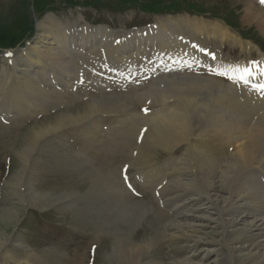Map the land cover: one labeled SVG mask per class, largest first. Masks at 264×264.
Here are the masks:
<instances>
[{
  "label": "rangeland",
  "instance_id": "obj_1",
  "mask_svg": "<svg viewBox=\"0 0 264 264\" xmlns=\"http://www.w3.org/2000/svg\"><path fill=\"white\" fill-rule=\"evenodd\" d=\"M256 2L0 0V72L11 69L10 58H4L3 54L7 51L16 54L26 48L41 31L37 29L38 23L46 21L45 18L49 16H54L63 25H74L76 22L77 29L90 25L125 33L174 19L217 23L229 31L231 38L250 44L252 50L242 51L238 45L230 42L222 46L217 41H204L203 44L213 49L225 63L235 65L244 60L257 62L259 55L264 56V33L254 23L243 22L242 18L249 3L264 12V3L261 0ZM152 6L163 9L175 6L182 10L180 14L169 16L139 11H147ZM188 11L194 15L186 14ZM117 38L123 36L119 34ZM149 56L147 61L140 57L134 58L132 63L126 58H120L122 61L119 62L120 59L115 60L110 55L105 60L96 58L89 66L80 68V80L75 81L72 87L60 92L38 93V110H35V114L27 113L23 118L14 119L0 116V264H4L1 261L5 256H12L18 262L27 261L28 264H113L110 254L116 241L122 248L126 243L133 242L134 249L142 251L141 264L185 263L187 258L196 262L197 254L211 247L207 244L212 237L222 239L210 230L199 234L190 228H184V232L172 228L181 214L187 215L194 210V207H188L187 211L182 208L181 212L174 214L168 206L161 205L160 199L162 201L164 196H185L183 187H177L173 166L164 167L161 176L151 175L149 180L137 174L138 168L148 171L150 167L144 166L158 167L183 154V149L177 151L174 157L173 154L169 156L157 150L152 158L149 157L150 165H139L136 159L144 133L154 118L153 112L161 111L156 106L159 104L154 105L153 97L159 95L160 87H165L170 79L186 74L180 66L166 64L160 56ZM195 71L196 76L211 75L203 67H196ZM212 76L223 80L225 84L229 83L225 77L213 73ZM233 87L236 88L235 85ZM90 98H101V101L113 108L114 113H99L87 119L89 123L85 120L77 126L47 134L38 142V152L28 157L23 169L24 164L17 151L31 132L39 131L63 112L75 114L87 110ZM139 119L146 125L141 124L142 131L118 130L125 127V122L131 124L137 121L135 124L139 127ZM91 120L100 124L98 129L94 128ZM224 148L231 150L229 146ZM20 172H23L21 177ZM28 177L35 194L55 196L66 193L68 196L47 209L38 208L30 200L33 193L29 191ZM257 177L263 182L261 176ZM164 186L168 188L161 191ZM186 193L189 195L188 191ZM3 211H14L18 216L17 222L1 220ZM14 238L21 239L22 247L30 249L35 257L28 256L20 247H14Z\"/></svg>",
  "mask_w": 264,
  "mask_h": 264
},
{
  "label": "bare ground",
  "instance_id": "obj_2",
  "mask_svg": "<svg viewBox=\"0 0 264 264\" xmlns=\"http://www.w3.org/2000/svg\"><path fill=\"white\" fill-rule=\"evenodd\" d=\"M255 6L250 3L246 6L243 22L254 23L264 33V12ZM45 20L38 23L37 29L41 31L32 43L16 51V54L8 51L4 56L10 58L11 69L0 72V116L14 119L27 113L35 114L38 93L60 92L72 87L78 80L80 68L89 66L96 58L105 60L110 55L115 60L126 58L132 63L140 57L147 61L149 55L155 54L168 65L180 66L186 74L170 79L165 87H160L159 95L155 94L152 99L154 105L159 104L156 106L161 111L153 112L154 120H150L144 133L136 159L139 165H150L149 157L152 158L157 150L174 157L177 151L183 149V154L158 167L144 166L150 167L148 171L138 168L137 174L149 180L151 175L161 176L164 167L173 166L177 187H183L182 190L188 191L189 195L185 192V196H181L183 199L163 195L161 205L168 206L174 214L182 208L194 207V210L187 215L181 214L172 228L181 232L190 228L199 234L210 230L222 238L217 240L212 237L206 243L211 247L197 254L196 262L187 258L185 263L176 264H264V180L261 182L262 179L260 181L257 177L259 175L264 179V97L250 86L263 83L264 75L254 72V78H249V86L232 81L226 85L223 80L212 78L210 69L224 71L234 67H251L253 62L244 60L235 65L227 64L203 42L217 41L221 46L230 42L242 51L252 50L251 45L231 38L229 31L217 23L207 24L190 19L169 20L136 30L131 35L123 34V38H117L119 33L107 28L84 25L77 29L76 22L74 25H63L54 16ZM145 37L147 40H141ZM259 56L256 64L264 68V56ZM185 61L192 65L191 68L185 66ZM196 67H203L211 75L196 76ZM89 101L87 110L75 114L63 112L39 131L31 132L17 151L24 164L23 169L28 157L38 150V142L47 134L82 124L99 113H114L113 108L101 98H90ZM140 120L139 127L135 124L137 121L130 125L125 122V127L118 130L142 131L141 126L146 125ZM120 124L123 126L121 121ZM92 125L98 129L100 124L93 121ZM224 146L231 147V150H226ZM22 174L20 172L19 176ZM182 176L185 178L182 179ZM27 181L29 191L33 193L31 203L38 208L47 209L68 196L66 193L55 196L35 194L30 177ZM167 188L164 186L161 191ZM1 216V220L8 223L18 220L14 211H3ZM13 242L16 244L14 247H20L28 256L35 257L30 249L22 247L21 239L14 238ZM125 247L122 248L117 241L114 243L110 254L113 264H141L142 251L135 250L133 242L126 243ZM2 259L4 264H28L24 260L18 262L12 256Z\"/></svg>",
  "mask_w": 264,
  "mask_h": 264
},
{
  "label": "snow or ice",
  "instance_id": "obj_3",
  "mask_svg": "<svg viewBox=\"0 0 264 264\" xmlns=\"http://www.w3.org/2000/svg\"><path fill=\"white\" fill-rule=\"evenodd\" d=\"M261 3H264V0H261ZM193 47L196 46L193 45ZM7 55L11 56V53H8ZM174 63H179V61H174ZM184 63L185 66L191 68L192 65L190 63H187L186 61ZM209 71L213 72V74L215 75L225 77L229 81H232L234 83H243L246 86H249V78H254V72L258 71L261 75H264V68L258 67L256 62H253V65L251 67H234L230 69H225L224 71L210 69ZM250 86L254 91L264 97V83L251 84ZM144 111L147 112V109H145ZM124 179L127 182L128 178L126 175ZM129 187L131 188V185H129Z\"/></svg>",
  "mask_w": 264,
  "mask_h": 264
},
{
  "label": "trees",
  "instance_id": "obj_4",
  "mask_svg": "<svg viewBox=\"0 0 264 264\" xmlns=\"http://www.w3.org/2000/svg\"><path fill=\"white\" fill-rule=\"evenodd\" d=\"M182 9H179L178 7L172 8V9H163V8H158L155 6L150 7V9H147L146 12H151V13H157V14H169V13H175V12H179ZM195 12V11H192Z\"/></svg>",
  "mask_w": 264,
  "mask_h": 264
}]
</instances>
